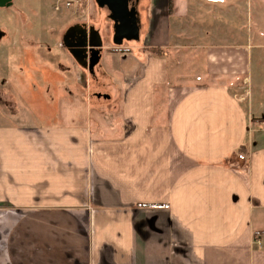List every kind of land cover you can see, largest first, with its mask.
Wrapping results in <instances>:
<instances>
[{
	"label": "crops",
	"instance_id": "obj_1",
	"mask_svg": "<svg viewBox=\"0 0 264 264\" xmlns=\"http://www.w3.org/2000/svg\"><path fill=\"white\" fill-rule=\"evenodd\" d=\"M253 2L135 4L137 44L102 42L100 103L85 76L92 114L0 123V264H264Z\"/></svg>",
	"mask_w": 264,
	"mask_h": 264
},
{
	"label": "rangeland",
	"instance_id": "obj_2",
	"mask_svg": "<svg viewBox=\"0 0 264 264\" xmlns=\"http://www.w3.org/2000/svg\"><path fill=\"white\" fill-rule=\"evenodd\" d=\"M262 2H253L255 19L264 17ZM149 4L150 0L138 2L139 9ZM231 6L223 13L235 18L239 11ZM106 8L98 0H12L10 6L0 7V30L4 32L0 39V123L40 126L68 122L65 115L70 110L83 112L84 119L92 114L87 113L85 76L93 88L91 101L100 103L102 85L96 66L92 75L78 65L62 37L77 21L100 28L103 43L137 44L136 38L115 39L116 22Z\"/></svg>",
	"mask_w": 264,
	"mask_h": 264
},
{
	"label": "water",
	"instance_id": "obj_3",
	"mask_svg": "<svg viewBox=\"0 0 264 264\" xmlns=\"http://www.w3.org/2000/svg\"><path fill=\"white\" fill-rule=\"evenodd\" d=\"M102 5L107 6L110 16L114 21L126 25L132 36L126 37L138 38L139 27L137 22V11L135 7H129V0H98ZM12 0H0V7L10 6ZM82 27L80 24L69 26L63 35L64 46L68 48L69 53L73 56L78 64L86 67L90 72L94 71V66L99 62L100 50L102 48V39L97 29L90 26L88 29L82 27V41L74 42L73 31ZM2 31L0 30V37Z\"/></svg>",
	"mask_w": 264,
	"mask_h": 264
},
{
	"label": "flooded vegetation",
	"instance_id": "obj_4",
	"mask_svg": "<svg viewBox=\"0 0 264 264\" xmlns=\"http://www.w3.org/2000/svg\"><path fill=\"white\" fill-rule=\"evenodd\" d=\"M131 1L132 0H129V7H136L137 8V6L135 5V4H138V1L139 0H133L132 1V3H131ZM138 15V14H137ZM138 20V19H137ZM116 22V24H115V30H116V36H115V39L116 40H121V39H123V38H125V37H130V36H132V32H130V29H128L127 27H126V25H124L123 23H120V22H118V21H115ZM138 22V21H137ZM75 24H77V23H75ZM78 24H80L82 27H85V28H89L91 25H87L86 23H84V22H80V23H78ZM71 26V25H70ZM82 27H78V28H76V30H74L73 31V36L75 37L74 38V42L75 43H79V42H81L82 41V34H81V29H82ZM66 31V30H65ZM64 34H65V32H64ZM119 36V37H118ZM62 42H63V37H62ZM63 45H64V43H63ZM65 47V46H64ZM66 48V50L68 51V48L67 47H65ZM69 52V51H68Z\"/></svg>",
	"mask_w": 264,
	"mask_h": 264
},
{
	"label": "built area",
	"instance_id": "obj_5",
	"mask_svg": "<svg viewBox=\"0 0 264 264\" xmlns=\"http://www.w3.org/2000/svg\"><path fill=\"white\" fill-rule=\"evenodd\" d=\"M238 156H239V158H241V159H244V158H246L245 154H242V153H241V154H239Z\"/></svg>",
	"mask_w": 264,
	"mask_h": 264
},
{
	"label": "trees",
	"instance_id": "obj_6",
	"mask_svg": "<svg viewBox=\"0 0 264 264\" xmlns=\"http://www.w3.org/2000/svg\"><path fill=\"white\" fill-rule=\"evenodd\" d=\"M169 8H171V0H169ZM160 50V49H159Z\"/></svg>",
	"mask_w": 264,
	"mask_h": 264
}]
</instances>
